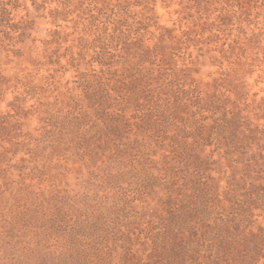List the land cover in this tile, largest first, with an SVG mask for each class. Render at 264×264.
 Returning a JSON list of instances; mask_svg holds the SVG:
<instances>
[{
	"label": "trees",
	"instance_id": "16d2710c",
	"mask_svg": "<svg viewBox=\"0 0 264 264\" xmlns=\"http://www.w3.org/2000/svg\"><path fill=\"white\" fill-rule=\"evenodd\" d=\"M192 1L204 24L183 38L152 0L141 19L132 0L82 1L77 39H55L38 62L53 72L23 91L0 61V105L17 93L0 108V264H264V97L244 79L264 45L247 36L236 59L226 40L209 47L236 23L248 33L227 7L246 0ZM21 5L0 0V51L19 58ZM64 58L73 85L56 77Z\"/></svg>",
	"mask_w": 264,
	"mask_h": 264
},
{
	"label": "rangeland",
	"instance_id": "374dc122",
	"mask_svg": "<svg viewBox=\"0 0 264 264\" xmlns=\"http://www.w3.org/2000/svg\"><path fill=\"white\" fill-rule=\"evenodd\" d=\"M64 1L66 2L67 0H61V3L63 5H65ZM82 1L87 2L90 0H70L71 5H74V7L69 9L71 11V13L66 14V15H68L67 17L64 16V14H62L61 12L56 13V15L58 17L57 23L61 24V25H57L54 22L55 14H52V13H55L56 9L48 12V16H45V14H44L45 4L48 2V0H38V3H40V5H36V6L33 3V0H21L22 5L20 6V8L18 10L15 11V13H16V17H17L16 19L17 20L24 21L27 24L28 39L24 44H22L24 54L22 57L19 58V57L14 56L12 53L8 56V52H6L4 50L0 51L1 64L4 67L5 72L7 74L13 76L12 77L13 78L12 83L15 84V83H18V81H20L18 83V87H19L20 91L24 90L23 83L28 82L30 80H33L30 77V75L29 76H23V77L21 76V73L24 71V67H23L24 65L27 64V65L31 66V68L33 70L47 69V67H49L48 65H45L41 68V65L38 62L39 61H49L50 59L56 57L55 54L58 51V48H60V47L58 45V42L55 41V39H58L59 41L62 42L61 43L62 50H59V51H66L65 47H67L69 44L74 42L75 38L77 39L78 33L76 30V28H77L76 25H78V23H76V21H79V19H81L80 18L81 15L84 16V14L82 13V7H83ZM132 1H133V5L131 6L132 15L135 16L137 19H141L142 17H144V15L138 16L135 13L134 9L140 5H143L145 8V6L149 4L150 0H132ZM180 3L183 4V8L181 9V12L183 13V15L180 17V22L181 23H185V22L190 23L192 28L199 29L200 28L199 26H202L204 24V19L195 20L194 17L196 15L194 17L190 16L191 14H193V11H192L193 9H195V12L198 11V7L195 6L196 2H194L192 0H180ZM29 4L32 5V10H29V8H28ZM227 7H228V10L231 9V11H233V13L236 15V18L237 17H242V18L248 17L251 19L252 23L249 26L245 21L242 23V25L244 27H246V31L248 33H244L242 31L243 27L240 28L239 27L240 24L236 23L234 26L233 33L231 35L221 33L220 34L221 39H219L218 37H215V36L211 37V39H208V40H210V43L208 44L209 47H213V48L219 47L222 44V42L226 40L227 41L226 48L228 49V52L226 53L227 56L231 55L232 58H230V59H236L237 58L236 55L240 54V52H241L240 46L241 45L245 46L247 36L255 34L254 35V36H256L255 38H257V40H260V42H258L257 44L264 45V28L260 27L261 21L259 19V17H260L259 9L262 7L261 0H246V2H244V6H242V8L240 5H236V6L227 5ZM21 9H23L24 14L20 15L18 17L19 11ZM237 10H239V13H240L239 15L237 14ZM73 13L77 14L76 19L71 21L70 29L65 30L64 24H62L61 22H67L69 19V16L72 15ZM48 17H51L50 22L54 25H57L58 27L56 30L50 31L47 34V38H45L44 36L39 34L41 31L40 22L42 20L47 19ZM87 17H89V16L87 15ZM84 21H86L85 18H84ZM195 23H199V24L195 25ZM81 25H83V24L81 23L80 27H81ZM253 25H256V27L253 28L252 27ZM67 32H69L70 35L69 36L67 35V37H66L68 39V41L64 42L63 37L66 36ZM204 36H209L208 32L204 33ZM73 37H75V38H73ZM38 46L42 47V51L38 55H34V53H36V49ZM214 53L218 54L220 57L223 56L222 53L219 52V50H215ZM263 55H264V53L260 52V56L262 57ZM30 57L33 59H31ZM222 60L224 61L225 65L228 66L229 60H227L224 57H222ZM205 63H210V62L208 60H206ZM13 65L16 68L20 69V71L13 72V69L11 67ZM203 69H204L205 79H210V77L207 76L206 73L208 72V70H213V71L217 70V66H212L210 64H207V66H205ZM71 71L74 74V71L72 69H71ZM51 72H53V71H49V76H50ZM215 75H217V73ZM56 77H57V79H60L62 82L63 73L59 72V74H57ZM73 77H72V79H73ZM34 83L43 84V81L34 82ZM69 84L73 85L72 82H69ZM28 106H29V102H28ZM0 108L2 110H4L3 107H0ZM7 110H8V106H7ZM38 127H39L38 119L35 116H30L27 119H25V125H24L25 130L30 131L32 133H37ZM16 172L18 173V171H16ZM76 181H78V179L75 177V174H71L70 175V184L72 185L73 188H76L78 190L79 186H77ZM46 187H47V189L51 188V186L48 184H46Z\"/></svg>",
	"mask_w": 264,
	"mask_h": 264
},
{
	"label": "clouds",
	"instance_id": "9594fccd",
	"mask_svg": "<svg viewBox=\"0 0 264 264\" xmlns=\"http://www.w3.org/2000/svg\"><path fill=\"white\" fill-rule=\"evenodd\" d=\"M261 5L262 7L259 9L260 12V27L264 28V0H261ZM74 5H69V9L73 8ZM150 7L153 9V13H148V14H154L159 18V23L163 24L164 26H175L176 27V35L178 38H183V33L186 31H189L191 28L190 23H181L180 22V17L183 15L181 12V9L183 8V4L180 3V0H152V3ZM29 10H32V5H28ZM58 9L63 11L64 10V5L61 3V0H48V2L45 4L44 8V14L45 16H48V12L51 10ZM135 13L138 16H142L146 14V10L143 5L137 6L134 9ZM193 15L195 16L196 12L195 9L192 10ZM24 11L21 9L19 11L18 17L20 15H23ZM237 14L239 15V10H237ZM77 14L73 13L72 15L69 16V19L67 22H61L64 24L65 30H69L71 27V21L76 19ZM51 17H48L45 20H42L40 22V35L44 36L47 38V34L52 31L57 29V25L52 24L51 22ZM87 23V21H85ZM83 27V25H81ZM253 28L256 27V25L252 26ZM155 31V29H153ZM75 38V37H73ZM42 51V47L38 46L36 49V53L34 55H38ZM189 51H193L192 49H189ZM67 59L64 58L61 60V64L64 65L65 71L63 72V84H67L73 77V73L70 69V67L67 64ZM13 69V72H18L20 69L16 68L14 65L11 66ZM24 71L21 73V76H29L33 79L34 82H41L44 81L48 78L49 76V69H40V70H33L31 66L29 65H24ZM248 87L251 89L252 92L254 93H259V96L257 97L258 99L261 97H264V63H262L259 67L258 70L255 72H249L245 77H244ZM16 92H9L7 95L6 100L3 102L0 107H3L4 110H7V102L10 101L14 95H16ZM40 102V98H33L29 97V106L38 104Z\"/></svg>",
	"mask_w": 264,
	"mask_h": 264
}]
</instances>
